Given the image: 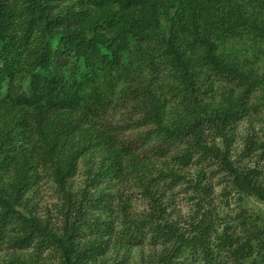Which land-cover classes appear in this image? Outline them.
Returning a JSON list of instances; mask_svg holds the SVG:
<instances>
[{"label":"trees","instance_id":"obj_1","mask_svg":"<svg viewBox=\"0 0 264 264\" xmlns=\"http://www.w3.org/2000/svg\"><path fill=\"white\" fill-rule=\"evenodd\" d=\"M263 59L264 0H0V264H264Z\"/></svg>","mask_w":264,"mask_h":264},{"label":"rangeland","instance_id":"obj_2","mask_svg":"<svg viewBox=\"0 0 264 264\" xmlns=\"http://www.w3.org/2000/svg\"><path fill=\"white\" fill-rule=\"evenodd\" d=\"M263 65H264V59H263ZM246 125H241V131L245 130ZM232 156L237 161H242L244 165H254L261 168V170L264 171V160L258 158V157H243L242 156V141L241 138L238 137L236 141H234V145L232 147ZM79 183V182H78ZM184 194L181 193V195H178L176 198V204L177 206L182 209H185V201ZM55 202V197H53V194L50 189L46 187L42 188V190L39 193V206L42 210L47 209L48 214H52V204ZM239 202L237 200L236 196H233L229 201V207H221L222 214H235V212L238 210ZM241 205H244L246 208L256 211L262 215H264V202H260L254 198H245L243 203ZM134 255V252H132Z\"/></svg>","mask_w":264,"mask_h":264}]
</instances>
